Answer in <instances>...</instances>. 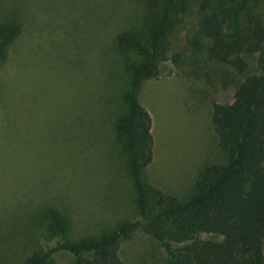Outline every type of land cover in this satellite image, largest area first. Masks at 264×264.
Wrapping results in <instances>:
<instances>
[{
  "label": "rangeland",
  "instance_id": "1",
  "mask_svg": "<svg viewBox=\"0 0 264 264\" xmlns=\"http://www.w3.org/2000/svg\"><path fill=\"white\" fill-rule=\"evenodd\" d=\"M1 7L19 12L22 32L0 65V264H21L53 244L50 208L68 220L70 239L98 236L135 216L132 181L112 132L130 59L116 52L115 37L141 25L144 0H0ZM194 28L193 11L170 37L177 62H163L139 92L153 138L144 176L179 199L203 166L223 160L210 104L237 93L221 84L225 66L190 49ZM119 254L123 264H165L140 229ZM54 264H72V257L58 253Z\"/></svg>",
  "mask_w": 264,
  "mask_h": 264
},
{
  "label": "trees",
  "instance_id": "2",
  "mask_svg": "<svg viewBox=\"0 0 264 264\" xmlns=\"http://www.w3.org/2000/svg\"><path fill=\"white\" fill-rule=\"evenodd\" d=\"M11 8H0V65L22 32L19 12ZM193 11L190 49L225 66L221 84H232L237 93L229 102L210 104L223 160L203 166L189 194L179 199L144 176L153 138L139 92L144 81L159 75L163 62H177L170 37ZM115 50L130 56L112 132L132 181L135 216L98 236L70 239L68 220L50 208L46 234L53 244L29 253L21 264H54L61 252L72 264H123L119 245L136 229L153 239L165 264H264V0H144L141 25L120 31Z\"/></svg>",
  "mask_w": 264,
  "mask_h": 264
}]
</instances>
